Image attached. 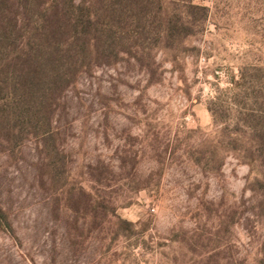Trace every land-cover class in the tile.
<instances>
[{
	"label": "rangeland",
	"instance_id": "374dc122",
	"mask_svg": "<svg viewBox=\"0 0 264 264\" xmlns=\"http://www.w3.org/2000/svg\"><path fill=\"white\" fill-rule=\"evenodd\" d=\"M165 1L191 35L81 75L51 155L0 134L17 234L0 232V264H261L264 165L230 139L264 117V0Z\"/></svg>",
	"mask_w": 264,
	"mask_h": 264
},
{
	"label": "trees",
	"instance_id": "16d2710c",
	"mask_svg": "<svg viewBox=\"0 0 264 264\" xmlns=\"http://www.w3.org/2000/svg\"><path fill=\"white\" fill-rule=\"evenodd\" d=\"M166 4L165 0H0V134L10 141L36 137L51 155L56 150L60 102L81 75L117 63L123 55L145 65L163 41L172 44L191 35L189 24L165 16ZM208 109L215 116L213 107ZM246 123L251 135L230 139L232 149L242 147L264 165V117L251 113ZM99 205L134 231L135 224L123 221L115 204L101 197ZM0 232L17 239L1 202Z\"/></svg>",
	"mask_w": 264,
	"mask_h": 264
}]
</instances>
